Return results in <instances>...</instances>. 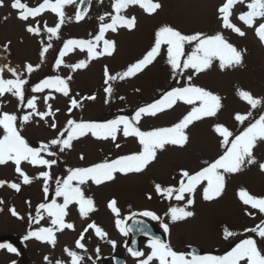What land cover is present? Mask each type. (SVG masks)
Returning <instances> with one entry per match:
<instances>
[{"label":"rangeland","instance_id":"obj_1","mask_svg":"<svg viewBox=\"0 0 264 264\" xmlns=\"http://www.w3.org/2000/svg\"><path fill=\"white\" fill-rule=\"evenodd\" d=\"M12 0H5V6L0 7V59L11 66H19L18 70L23 71L24 65L31 63L40 67L30 76L25 73V78L29 83L25 86L28 89L27 95H37L41 99L37 101L40 110H45L43 97L51 93L55 97L49 100L53 109L59 108L57 113L58 126L64 125L69 117L67 108L69 100L67 97L56 93L54 90L45 89L42 93H31V87L49 76L67 77L71 75L70 81L72 95L79 93L80 96L96 94V101H85L83 109L73 110L71 118L104 121L113 119L119 115H134L135 110L145 104L158 99L163 92L173 87L181 86L185 83L184 78H179L180 83L173 79L171 68L166 63V54H162L157 60L145 69L142 73L125 81L115 82V94L111 102L104 103L105 94L103 92L104 67L108 66L112 74L124 70L129 64L141 58L153 43L155 31L162 25L168 24L184 34H194L202 32L205 34H215L223 31V34L230 43L238 49L246 50L242 66H237L221 71L218 61L213 62V66L200 73L194 78V83L207 90L218 94L222 98L223 108L217 117L206 118L195 122L187 129L189 141L184 147L166 146V150L158 153V158L142 174L120 175L114 181L106 182L102 185H95L89 182L85 185L86 195L91 196L96 205V211L91 213V219H82L78 212V207L73 204L69 206L66 220L75 224V231L64 230L56 233L57 243L55 247L31 238L20 241V237L38 227L49 226L47 219L42 220L39 225L29 223V213L35 216V209L41 202H46L42 191V181L35 179L30 185H22L20 192L8 188H0V244H11L16 252H9L6 248H0V264H55L57 260L67 261L69 258L64 253V248L75 247L74 242L79 237L80 232L87 223L95 221L108 233V240H115L116 247L113 248L107 240H99L94 233L89 230L86 234L88 255L96 259L95 248H100L99 259L96 264H112L113 256H122L125 264H137L136 258H132L125 252V245L128 235H123L115 227L116 217L108 209V202L115 198L121 210V218L129 216L131 213H140L144 210L154 211L165 223L169 224V233H164L159 221L148 219L154 228L162 233L167 242L178 252L190 255L188 249L196 247L202 250L201 256L226 255L232 247L241 239L252 238L257 240L258 246L264 247V241L253 232L245 229L255 227L260 223L261 216L257 212L256 218L245 214V208L238 198V191L243 188L256 196H264V173L258 166H248L242 172L229 174L226 176V188L224 194L213 201H205L202 198V187L195 194V203L188 208L194 212V216L186 220L171 222L165 216L169 204L183 206L184 202H177L174 199L167 201L158 197L153 191V183L159 182L164 185L176 184L181 169L192 172L199 170L205 161L211 162L222 153L218 144V137L213 132L215 123H223L230 129H242L244 125H239L234 121L235 113L241 114L249 110V106L241 101L237 95V88L249 90L254 96L264 97V44L254 34V30L244 26L233 17V22L246 32V36L239 35L225 30L221 27V22L217 17V7L224 0H159L162 8L157 13L149 15L138 5L130 7L125 13L128 16H136L137 27L134 30L120 29L117 33H107V38L116 42V51L111 56H104L92 60L88 67L72 72L69 68L61 66L56 69L55 60L58 58L59 50L68 39H91L98 32L99 16L111 12L113 0H92L89 9L84 15V19L76 22L75 14L80 6L81 0H76L73 5L65 7L66 22L60 29L59 38L53 37L51 43L53 47L49 49L43 62L39 56L41 50L40 39L48 43V34L42 31L41 37L29 34L26 24H34L33 19L27 22L18 19V13L11 8ZM30 7L38 6L42 0H22ZM156 2V0H154ZM247 2V0H246ZM244 5H237V14L246 11ZM7 17V19H4ZM37 19L47 21L48 26H54L58 22L55 14L45 13ZM264 22L257 20V24ZM11 42L9 52L2 51V46ZM186 52L190 51V46H186ZM86 52L77 49L65 56L67 64L77 63L86 59ZM5 78H12L10 73L5 72ZM136 89H139L137 92ZM124 96L125 100L119 97ZM0 110L15 113L22 116L27 109H22L18 101L10 94L0 97ZM190 106L178 103L173 109L158 114L156 117H144L140 121L142 130H151L157 127H167L176 123L182 118ZM256 116V110H253ZM36 117L33 122L24 125L22 135L30 141L32 146H38L41 141H47L55 136V132L47 127L42 121L37 123ZM50 122V121H49ZM19 123V122H18ZM121 148L117 149L111 141L97 140L90 135L79 141H74V148L60 154L57 165L51 169L55 177L63 178L67 174L68 168L87 167L100 162L105 157L115 158L116 156L135 152L139 150L134 138L125 140L118 136L116 141ZM81 154L84 159L81 160ZM254 155L259 162H264V142H258L254 148ZM22 167L30 176H37L43 170L23 164ZM176 179H173V178ZM0 179L19 182L18 174L14 171V165L9 162L7 165H0ZM51 188H55L52 183ZM152 199H148V195ZM51 199H56L54 192L50 190ZM187 198V197H186ZM50 199V200H51ZM31 202V207L28 205ZM60 202V201H58ZM15 207L23 220L11 215L10 208ZM255 211V210H253ZM140 216V215H136ZM143 217V216H142ZM227 227L236 233L234 237L227 240L223 237V230ZM148 242L141 240L140 249L147 253L149 251ZM48 257V260H45ZM87 264H92L87 261Z\"/></svg>","mask_w":264,"mask_h":264},{"label":"snow or ice","instance_id":"obj_2","mask_svg":"<svg viewBox=\"0 0 264 264\" xmlns=\"http://www.w3.org/2000/svg\"><path fill=\"white\" fill-rule=\"evenodd\" d=\"M75 3L76 0H42L38 6L30 7L22 0H12L10 6L17 11L18 19L27 22L31 18L35 21L34 24H26L25 30L29 34L36 37H41L42 31L48 34V43H45L44 39L39 41L41 62L49 49L53 47L52 38H59L62 25L65 24L66 19H69L66 17L65 7ZM136 5L149 15L157 13L162 8L159 0L156 2L154 0H113L112 11L99 16L98 32L91 39H68L63 43L58 58L55 60L56 69L63 66L76 72L87 68L94 59L104 56L111 57L116 51V42L107 38V33H117L120 29L134 30L137 27L136 16H128L125 13L130 7ZM237 5H244L247 10L237 14ZM4 6L5 0H0V7ZM216 11L222 29L231 30L240 37L246 36V32L233 22V17H235L244 26L253 29L256 37L264 44V22L257 24V20L264 21V0H247V2L246 0H224ZM45 13L55 14L58 22L54 26H48L46 20L42 22L37 19ZM82 19H84V15L80 10H77L76 22ZM10 43L9 41L2 46L3 52H9ZM186 46H190V51L186 52ZM77 49L86 52L87 58L74 64L65 63V56ZM245 52L246 50L238 49L230 43L223 31H217L211 35L202 32L184 34L177 28L164 24L155 31L150 48L141 58L129 64L124 70L112 74L108 66L105 65L103 73L104 103H110L114 97L115 82L136 77L162 54H166V63L171 68L173 79H176L179 84V78H184L185 83L163 92L153 102L138 107L131 117L119 115L113 119L94 121L78 120L71 116L73 110L83 109L85 101H96L97 95L80 96L79 93L72 95L70 81L73 77L71 75L67 77L49 76L32 86L31 93H42L45 89H50L68 98L67 113L70 118L62 126H58L57 119L60 109H53L52 104L49 103V100L55 99L51 93L43 97L45 110H40L38 106L37 101L41 99L39 96L31 95L29 97L27 95L28 89L25 86L29 81L25 78V73L30 76L40 67L39 64L34 66L27 63L24 65L23 71L18 70L19 66L13 67L10 63L0 65V97L10 94L17 99L18 105L22 109L28 110L22 116L0 110V165H7L11 162L19 177V182L0 179V188L7 186L18 193L21 191L22 185H30L35 179H39L42 181L45 201H49L50 190L56 197L50 202L39 203L35 209V216L29 213L30 224L39 225L42 220L47 219L49 226L29 231L24 239L35 238L55 247L56 233L64 230L75 231V224L66 220L70 205L75 204L80 217L85 220H90L91 213L97 210L94 199L86 195L85 185L91 182L99 186L114 181L117 174H142L157 160L158 153L166 150V146L184 147L189 141L187 129L195 122L217 117L223 108L221 96L195 84L194 78L209 70L214 61H218L221 71L242 66ZM5 72L10 73L12 78H5ZM136 91L138 92L139 89ZM236 95L249 106V110L243 114L237 112L234 115V121L239 125H244L242 129H230L223 123L213 125L212 130L218 137L222 153L211 162L205 161L197 171L181 169L176 184L153 183V191L158 197L167 201L174 199L177 202H184L183 206L169 204L165 216H168L171 222L175 223L194 216V212L188 208L195 203L194 197L199 188L202 187L203 200L213 201L224 194L227 175L240 173L248 166L253 165L258 166L259 170L264 173V162H259L254 155V148L258 142H264V97L254 96L251 91L241 88H237ZM119 99L123 101L126 98L120 96ZM178 103L190 106V110L171 126L157 127L151 130H142L139 126L144 117H156L158 114L173 109ZM253 110H256L258 118L254 116ZM36 117L39 118L36 122L42 121L55 132V136L47 141H41L38 146H32L30 141L22 135V130L24 125L33 122ZM89 135L97 140H111L117 149L122 146L116 142L118 136H122L125 140L134 138L139 150L115 158L105 157L100 162L87 167L68 168L66 176L55 177L51 169L57 165L60 154L72 150L74 141H79ZM80 159H84L82 154ZM23 164L43 170L33 177L24 170ZM52 183L55 184L54 189L51 188ZM147 198L152 199V195L149 194ZM238 198L243 205L247 206L245 208L246 215L256 218L258 212L261 216L260 223L255 227L245 229V231L256 233L264 241V196L253 195L247 189L241 188L238 191ZM3 203L4 201L0 200V204ZM27 203L31 207V202ZM107 207L116 217L115 227L123 235H128L133 231V228L127 226V220H132L136 215L159 221L164 233L170 231L169 224L165 223L154 211L144 210L138 214L131 213L129 216L121 218V210L115 198L108 202ZM2 210L0 209V211ZM9 211L17 219H24L15 207L10 208ZM134 223L142 224L143 222L134 221ZM89 230L99 240H107L113 248L116 247V241L107 239L108 233L103 227L95 221H91L87 223L75 240L74 249L67 246L64 248L63 251L69 259L67 261L57 260L55 264H87V261L96 264L100 248L98 246L95 248L96 259L88 255L86 234ZM136 231L146 236L149 235L146 228H138ZM235 235V232L230 231L227 227L224 228L223 237L225 240ZM0 248L16 252L11 244H0ZM148 248L147 253L134 248L127 250L133 258H136L137 264H264V247L258 246L257 240L252 238L241 239L223 256H201L196 253L188 255L178 252L173 249L170 243L155 235L151 236ZM45 260H48V257H45Z\"/></svg>","mask_w":264,"mask_h":264},{"label":"water","instance_id":"obj_3","mask_svg":"<svg viewBox=\"0 0 264 264\" xmlns=\"http://www.w3.org/2000/svg\"><path fill=\"white\" fill-rule=\"evenodd\" d=\"M91 2H92V0H82V2H80V6H79L78 10H80L82 12V14L85 15L89 9ZM50 199L51 198L49 197V201H46V202H50ZM134 221H142L143 223L142 224H136V223H134ZM127 226L133 228V231L129 232V234H128V241L124 247L126 254L129 256H131V255L127 250L128 248H134L136 250L141 251V249H140L141 240L143 239V240L149 241L152 235L158 236L162 240L167 242V239L165 238V236L162 233L158 232L148 219H146L142 216H135L132 220H127ZM138 228H146L149 235L146 236L143 233L136 231V229H138ZM188 252L190 254L196 253L198 255H202V250H200L196 247H190L188 249ZM112 264H125V259L122 256H113L112 257Z\"/></svg>","mask_w":264,"mask_h":264},{"label":"flooded vegetation","instance_id":"obj_4","mask_svg":"<svg viewBox=\"0 0 264 264\" xmlns=\"http://www.w3.org/2000/svg\"><path fill=\"white\" fill-rule=\"evenodd\" d=\"M49 197H50V196H49ZM50 198H51V197H50ZM31 225H32V223L30 224V226H31ZM30 230H31V229H30ZM30 230H29V231H30ZM29 231H28V232H29ZM28 232H27L25 235H23L22 237H20V241H22V240L24 239V237L28 234ZM24 240H25V239H24Z\"/></svg>","mask_w":264,"mask_h":264},{"label":"bare ground","instance_id":"obj_5","mask_svg":"<svg viewBox=\"0 0 264 264\" xmlns=\"http://www.w3.org/2000/svg\"><path fill=\"white\" fill-rule=\"evenodd\" d=\"M3 64H7V63H4V62L0 59V65H3Z\"/></svg>","mask_w":264,"mask_h":264}]
</instances>
